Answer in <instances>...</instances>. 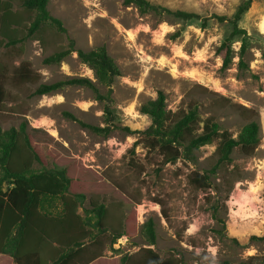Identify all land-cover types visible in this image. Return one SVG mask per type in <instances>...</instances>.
Here are the masks:
<instances>
[{
	"label": "rangeland",
	"instance_id": "obj_1",
	"mask_svg": "<svg viewBox=\"0 0 264 264\" xmlns=\"http://www.w3.org/2000/svg\"><path fill=\"white\" fill-rule=\"evenodd\" d=\"M148 1L203 18H231L243 2ZM13 3L15 10L22 9L20 0ZM49 11L62 20L66 34L47 27L37 37L9 47L0 39V75L5 77L6 91L0 127L8 130L27 123L48 167L84 172L90 181L84 209L90 208L92 197L104 203L109 226H124L135 218L136 235L122 238L119 247L111 248L110 239L99 237L101 245L94 249L103 254L92 264H151L148 249L161 264H264V0L253 1L238 24L241 31L235 34L230 23L211 20L205 25L203 20L142 14L124 5V0H50ZM71 39L84 51L106 47L120 69L112 107L117 128L107 136L68 116L107 126L104 105L91 90L73 86L37 94L43 84L72 77L97 82L77 53L61 64H45L47 57L67 49ZM228 52L232 61L224 68ZM23 62L37 75L32 82L15 78ZM159 92L165 94L172 111L197 106L201 118L212 117L234 138L246 125L257 123L259 148L251 156L236 150L232 162L212 176L211 188L198 189L192 174L216 167V144L196 152L193 164H164L157 151L134 146L139 138L136 132L151 126V118L141 108ZM42 168L35 165L38 171ZM149 220L155 223L154 246L142 232ZM0 264L15 263L0 255Z\"/></svg>",
	"mask_w": 264,
	"mask_h": 264
},
{
	"label": "trees",
	"instance_id": "obj_2",
	"mask_svg": "<svg viewBox=\"0 0 264 264\" xmlns=\"http://www.w3.org/2000/svg\"><path fill=\"white\" fill-rule=\"evenodd\" d=\"M254 0H243L233 17L212 16L203 18L196 13L173 12L155 5L148 0H124V5L137 8L142 14L173 16L183 21L203 20L205 25L211 20L230 23L234 34L240 32L238 24L249 12ZM22 9L15 11L13 0H0V36L7 40L6 47L15 46L37 37L45 28L55 29L60 34L67 30L62 20L49 11L50 0H20ZM17 27V37L8 34V28ZM73 53L94 72L97 82L83 77H72L53 83L43 84L37 94L44 96L56 93L66 87H80L91 90L96 100L104 105L106 127L88 125L68 114L97 134L109 135L117 126L114 105V85L121 76L120 69L106 47L92 51L76 48L70 40L69 47L56 51L45 59L47 65L61 64ZM246 45L240 53V67H244ZM229 52L226 54L224 68L231 64ZM37 77L29 63H21L15 78L22 82H32ZM5 77L0 75V109L6 98ZM105 92H102V89ZM166 96L158 93L141 108V113L151 118V126L139 135L135 147L143 145L150 151H157L164 164L179 161L193 164L195 153L201 148L216 144L214 155L217 165L210 171L193 172L192 183L198 189H210L212 176L221 166L232 162L236 150L246 156L253 155L259 148L260 128L253 122L244 127L238 138L225 130L212 118L203 119L197 106L187 111L174 112L168 108ZM28 124L4 130L0 127V255L13 259L15 264H92L103 254L96 247L101 245L99 237H107L113 248L124 238H133L137 233L135 218L127 220L124 226L108 225L109 212L104 203L94 197L90 208L84 209L87 202L89 180L81 170L55 165L48 167L44 155L35 148L28 131ZM43 166L36 170L35 165ZM262 195L264 200V180ZM84 211V215L80 213ZM142 232L151 246L156 245L157 234L153 220L147 221ZM151 264H161L153 250H145Z\"/></svg>",
	"mask_w": 264,
	"mask_h": 264
},
{
	"label": "crops",
	"instance_id": "obj_3",
	"mask_svg": "<svg viewBox=\"0 0 264 264\" xmlns=\"http://www.w3.org/2000/svg\"><path fill=\"white\" fill-rule=\"evenodd\" d=\"M15 11H18V10H15ZM17 27L16 26H11L8 28V34H11L13 35L14 37H17V35H19L20 33H17ZM21 35V34H20ZM0 39H1V42H7V40H4L3 37L0 36Z\"/></svg>",
	"mask_w": 264,
	"mask_h": 264
},
{
	"label": "built area",
	"instance_id": "obj_4",
	"mask_svg": "<svg viewBox=\"0 0 264 264\" xmlns=\"http://www.w3.org/2000/svg\"><path fill=\"white\" fill-rule=\"evenodd\" d=\"M121 241H122V240L120 239L119 242H118L119 244H117V245H115V246H118V247H119V246L121 245V244H120Z\"/></svg>",
	"mask_w": 264,
	"mask_h": 264
}]
</instances>
